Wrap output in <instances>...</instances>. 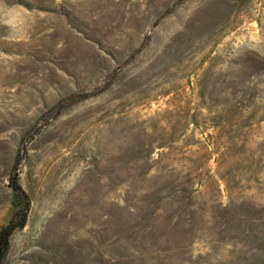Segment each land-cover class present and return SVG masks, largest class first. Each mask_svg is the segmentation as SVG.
Segmentation results:
<instances>
[{"label":"rangeland","instance_id":"rangeland-1","mask_svg":"<svg viewBox=\"0 0 264 264\" xmlns=\"http://www.w3.org/2000/svg\"><path fill=\"white\" fill-rule=\"evenodd\" d=\"M12 174L4 264H264V0H0V226Z\"/></svg>","mask_w":264,"mask_h":264},{"label":"trees","instance_id":"trees-1","mask_svg":"<svg viewBox=\"0 0 264 264\" xmlns=\"http://www.w3.org/2000/svg\"><path fill=\"white\" fill-rule=\"evenodd\" d=\"M8 180L12 192L11 211L7 222L0 226V264H4L13 234L23 230L26 226L30 211V201L18 183V175L12 174ZM158 202L160 204L152 205L150 211L140 214L134 226L123 229L125 230L123 239L126 240V243L133 246L138 243L144 244L148 246V249L163 248L169 243H176L179 236L188 231L186 230L188 225H190V229H193L191 227L194 226L196 221L195 218L189 215L191 213H187L190 211L189 204L182 202V200H171L169 198L165 199L166 204L156 200V203ZM173 203L178 204L177 210H171L170 207ZM183 205H185V208L187 206L186 210ZM167 207L170 211H167ZM189 220L190 222H187ZM112 242L116 243V241Z\"/></svg>","mask_w":264,"mask_h":264}]
</instances>
